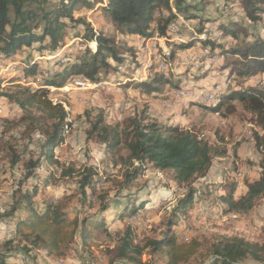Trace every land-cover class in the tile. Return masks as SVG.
<instances>
[{"label":"trees","instance_id":"16d2710c","mask_svg":"<svg viewBox=\"0 0 264 264\" xmlns=\"http://www.w3.org/2000/svg\"><path fill=\"white\" fill-rule=\"evenodd\" d=\"M238 1L247 20L256 21L264 15V0ZM99 5V15L109 20L113 29L121 35L133 34L149 40L155 34L166 39L170 37L166 34L168 24L176 26L183 19H198L199 25L203 26V17L200 15L202 7L186 0H0V57L4 61L16 59L19 52L22 53L25 47H31L34 43H40L36 48L39 51L56 49L64 42V29L69 26L66 20L72 23V27L78 24L85 27L82 38L91 47L86 46L75 60L63 63L60 70L43 76L42 82L36 88L10 84L11 89L3 93L21 111L16 120L4 119V123L10 122L13 127L22 130L20 138L30 139L34 134L39 137V154L36 157L30 155L23 161V154L11 143L6 145L3 149L4 155H1L11 168L21 164L22 172L18 180L19 186L15 190L18 194L14 195L7 207L0 210V220L11 217L20 208L24 211V216L15 223L13 238L7 240L5 246L16 241L19 246L16 249H21L26 254L31 249H41L50 256L60 257L76 238L80 239L82 246L91 247L94 231L101 230L108 235L104 219L69 217L61 201L49 200L45 202L43 210L39 211L34 205V192L22 191L20 188L34 175L42 156L60 168L61 177L76 173L72 164L62 163L52 154V150L63 143L71 122L68 121L65 106L49 98V88H60L69 78L78 76L88 82L100 81L101 71L106 74L116 68L109 60L120 62L126 53L134 54L132 47L126 42H119L114 34L94 30L84 18L73 16L80 8L95 10ZM202 26L197 27L196 31L200 32ZM217 27L224 35L235 39V43L226 45L193 37L177 43L171 53L174 54L178 49H188L196 41H201L202 48L213 47L210 54L214 48L219 49V67L221 71L227 70L226 78L249 79L258 73H264V37L247 33L245 26L234 20L219 21ZM76 36L78 33L74 37ZM21 65L25 76L35 75L37 66L34 60L25 59ZM1 82L2 77L0 84ZM179 83V78L154 73L149 80H133L123 85L151 94L161 93L166 87L177 88ZM232 101L240 103L243 110L251 115L255 125L264 127V87L259 84L223 90L216 103L200 106L208 112L218 113L226 106L228 112L232 113L235 108L233 104H229ZM84 116L88 124L85 130L86 141L95 140L104 144L110 162L114 166L120 165V178L112 175L107 178L117 183L116 192L128 188L135 179L143 175L147 165L169 172L171 179L186 189L184 195L170 209L166 229L160 239L148 240L144 245H139L134 241L130 224L116 232L115 260L143 264V250L149 248L150 253L159 252L165 255L164 264H187L198 253L201 244L196 239L178 242L172 227L178 220L186 217L188 208L196 199L211 196L212 185L217 184L214 186V197L220 198L218 203H224L225 211L229 213H248L264 198V138L256 133H253V137L261 154L258 161L259 175L255 180H245L244 193L235 199L237 179L234 178L199 187L193 186L196 180L207 175L214 159L223 158L227 154V145L223 139L219 138L218 143H213L201 138L191 128L160 123L149 115L145 105L120 123H107L103 109H98L93 115L86 110ZM96 174L92 166L84 168L79 174L81 176L78 184L83 204L90 196L87 190L97 194L93 185ZM107 194L99 196V212H105L109 208ZM141 207L143 205L137 206L134 202L124 211L132 213ZM210 257L207 264H245L247 259L256 264H264V242L248 241L242 237L220 239L211 244ZM5 258V252L0 251V264H5Z\"/></svg>","mask_w":264,"mask_h":264},{"label":"rangeland","instance_id":"374dc122","mask_svg":"<svg viewBox=\"0 0 264 264\" xmlns=\"http://www.w3.org/2000/svg\"><path fill=\"white\" fill-rule=\"evenodd\" d=\"M187 1L202 7L200 15L203 17V26L199 25L198 19L188 23V27L178 23L171 33H168L170 37L163 38L165 43L155 42L154 47L149 50L150 53L146 51L144 56L126 53L120 62L109 60L116 68L109 70L106 74L101 71V80L97 81L98 87L93 85L81 87V84H72L77 80V77H72L60 88H49V98L65 106L68 111V121L71 122L62 145L54 148V153L61 162L72 164L76 173L61 177L60 168L53 164H46L43 159L42 167H39L40 171L26 180L20 188L22 191L29 192L35 189L36 193L33 197L34 200L36 199L38 210L43 208V204L49 200L61 201L69 217L104 219L108 235L101 230L94 231L91 247L82 246L80 239L76 238L60 257L50 256L44 250L38 249H31L26 254L23 250L16 249L19 247L16 241L5 246V242L14 236L15 223L21 217L19 214L23 212L20 210L11 218L0 221V251L5 252L6 258L10 257L6 264H131L114 258L117 248V240L114 236L116 232L121 231L126 224H130L134 232V241L139 245H144L148 240H158L163 236L170 209L184 195L186 189L178 186L171 179L169 172L147 165L143 175L135 179L128 188H122L116 192L117 183L107 178H111V175L120 178L118 173L120 165L114 166L110 162L104 144L95 140L86 141L85 130L88 127L84 116L86 110L93 115L98 109H103L107 123H120L145 105L149 108V115L160 123L179 124L184 128H191L201 138L213 143L219 142V138L223 139L227 145V154L223 158L214 159L208 174L196 180L193 183L194 187L221 180L229 181L232 178L237 179V183L241 181L244 185L245 180L251 181L258 177V161L261 154L255 145L253 133L264 138V127L255 125L251 115L245 112L237 101L229 103L235 107L232 113L228 112L226 106H223L219 113L208 112L196 101L201 104H214L223 90L255 84L264 87V73H258L249 79L226 78L227 70L221 71L220 63H217L213 68V64L210 66L214 70L212 78L204 75L206 78L201 79L203 84L193 82L194 85H190L192 83L188 81H195L200 77L197 75L199 68L194 67V60L188 61L190 56L177 55V51L182 49H178L174 54L171 51L177 43L193 37L213 42L219 40L218 42L222 44L233 45L235 39L217 29L219 21L241 22L247 33L264 37V15L256 21L247 20L238 0ZM92 9L80 8V11H75L73 16L84 18L94 30L114 34L121 43L125 42L123 38L134 36L118 34L110 21L99 15L100 5L96 6L95 10ZM66 22L69 26L64 29V42L56 49L39 51L36 48L40 46V43H34L31 47H25L22 53L19 52L16 59L4 61L5 59L0 57V77L3 78L0 84V210L7 207L17 193L15 190L19 186L18 180L22 172L21 164L11 168L7 161L1 158V155H4L3 149L8 143L14 144L23 154V161L30 155L36 157L39 154L37 135L34 134L30 139L20 138L22 130L13 127L10 122L4 123V119L16 120L21 115V111L19 106L3 93L11 89L10 84L36 88L42 82L43 76L55 73L61 69L63 63L73 61L83 53L88 46L82 38L85 27L82 24L72 27V23L67 20ZM201 26L202 30L196 31L197 27ZM212 30L217 33H212ZM77 33L78 36L74 37ZM139 46L144 44L141 42ZM148 54L152 62L151 69L146 70L147 77L140 81L149 80L154 73H163L172 78H179L180 82L183 81L182 84L177 88L166 87L161 93L151 94L142 93L132 86H124L123 83L133 81L130 78L131 75L136 76L134 71L140 66L141 60H147ZM201 54L207 56L210 61L219 60L217 49H214L212 54L209 51H202ZM25 59L36 62L34 76L24 75L21 62ZM159 63H165L168 66L160 69ZM8 64L13 65L8 67ZM200 75L203 76V73ZM68 86L70 88L64 89ZM206 93H214L215 99L202 98L201 94ZM189 100H193L194 105L183 109L181 104L185 102L189 104ZM88 166H92L97 172L93 178V185L99 195L87 190L90 196L83 204L78 180L81 176L79 174ZM216 185L210 188L211 196L203 197L201 200L196 199L188 208L186 217L178 220L172 227L178 242L196 239L201 244L198 253L191 257L187 264H207L211 259V244L220 239L242 237L248 241L264 242V198L260 199L248 213H229L225 211L226 206L223 202V205L218 203L220 198L214 197ZM106 194L109 208L105 212H99V196ZM235 195L236 192L234 197ZM134 202L137 206L143 205V207L136 208V211L132 213L125 212L124 209ZM141 258L143 264H164L166 260L164 254L150 253L149 248L143 250ZM244 263L256 264L250 259L245 260Z\"/></svg>","mask_w":264,"mask_h":264},{"label":"crops","instance_id":"0c3cea01","mask_svg":"<svg viewBox=\"0 0 264 264\" xmlns=\"http://www.w3.org/2000/svg\"><path fill=\"white\" fill-rule=\"evenodd\" d=\"M187 1V0H186ZM188 2V1H187ZM191 3V2H190ZM184 21L182 22L184 25H186L187 27L189 26V24L188 23H190V22H192L193 20H195V19H183ZM218 24V23H217ZM123 39H125V40H123V41H125L129 46H131L132 47V49L133 50H135V51H133V53H135V54H138V56H144L145 55V52L146 51H149V50H151V48L149 49V48H146V46L148 45V44H150L151 42H153V41H150V40H148V38L147 39H144V38H141L140 36H138V35H134L132 38L131 37H125V38H123ZM161 41L162 42H164L165 43V41L164 40H162V39H159L157 42L158 43H161ZM183 41V40H182ZM219 41V40H218ZM143 43L144 44V46H139V44L140 43ZM177 41H175V43H176ZM163 45H165V44H163ZM201 45H203V43L201 42V41H196L195 43H194V45L193 46H191L190 48H188V49H184V50H178V51H180V52H178L177 51V55H180V56H190L189 57V60L188 61H190V60H194V63H193V65H195L194 67L196 68V69H198L199 68V71H198V73H197V75L198 76H200L199 78H197L195 81H193V80H190V81H188V82H190V83H192V84H190V85H194L193 84V82L195 83V84H197V83H199V84H203L202 82H201V79L202 78H206L204 75H208V77L209 76H211V77H209V78H212V76L214 75V70H212V68L213 67H215V65L217 64V63H220L221 62V56H220V54H219V60L218 61H210L209 60V58L207 57V56H204L203 54H201ZM214 49H218V48H214ZM219 50V49H218ZM139 51V52H138ZM143 52H144V54H143ZM149 53H150V51H149ZM143 54V55H142ZM142 62H140V66L138 67V69H136L134 72V74L136 75V76H133V75H131V79L132 80H144L146 77H147V73L148 72H146V70H150L151 69V63L152 62H150V54H148V57H147V60H145V59H143V60H141ZM139 63V62H138ZM142 63V64H141ZM213 64V65H212ZM212 65V68L210 67ZM200 72V73H199ZM201 73H203V76L202 75H200ZM203 80V79H202ZM183 82V81H182ZM182 82H180V84L179 85H181L182 84ZM187 87H190V86H187ZM193 100H189V104H187L186 102L183 104H181V106L183 107V109H186V108H188L189 106H191V105H194V103L195 102H192ZM196 102H198V104L200 105L201 103L199 102V101H196ZM203 104H208V103H203ZM149 109V108H148ZM188 110V109H187ZM169 124H172V123H169ZM62 145V144H61ZM60 146V145H59ZM56 148V147H55ZM52 154L54 155V157L56 158V159H58L60 162H61V160H60V158H57L56 157V154L54 153V149L52 150ZM44 159V161L46 162V164H51L49 161H47L45 158H44V156H42L41 157V162H42V160ZM63 163V162H62ZM39 167H42L41 166V163H40V165H39ZM39 167L35 170V172H34V175L37 173V172H39L40 171V169H39ZM208 174V173H207ZM34 175H32L31 177H33ZM31 177H29V178H31ZM28 178V179H29ZM27 179V180H28ZM222 181V180H221ZM241 184V186H239V187H237V190H236V195H235V199L236 198H238L241 194H243L244 193V191H245V185H243V183H240ZM31 191H33L34 193H36V191H35V189L34 190H31ZM37 196H38V194H37ZM33 201H34V205H35V208L38 210V208H37V206H36V199L34 200V197H33ZM52 201V200H51ZM45 204V203H44ZM44 204H43V208H44ZM42 205V204H41ZM43 208H40L39 210H43ZM23 211V208H20V209H18L17 211H15V213L12 215V216H14L15 214H17L18 213V211ZM21 217H19L18 218V220L19 219H21L23 216H24V211L22 212V214H19ZM9 218H11V217H9ZM2 220H4V219H2ZM2 220H0V221H2ZM38 250H41V249H38ZM8 258H10V257H7L6 258V260H5V264H6V261L8 260ZM9 261V260H8Z\"/></svg>","mask_w":264,"mask_h":264},{"label":"built area","instance_id":"2783aa9c","mask_svg":"<svg viewBox=\"0 0 264 264\" xmlns=\"http://www.w3.org/2000/svg\"><path fill=\"white\" fill-rule=\"evenodd\" d=\"M183 21H178V23H182ZM167 33H171V29H170V23L168 24V28H167V31H166V34ZM212 33H217V31H213L212 30ZM163 38H165V37H158V36H154V37H151L149 40L150 41H153V42H151L150 44H148L147 46H146V48H152V47H154V45H155V42H157L159 39H162L163 40ZM165 41V40H164ZM75 44V43H74ZM75 46H77L76 44H75ZM211 48H213L212 46L211 47H208V48H201V52L202 51H211ZM11 65H13V64H8V67H10ZM168 65L167 64H165V63H159V68L160 69H162V68H166ZM13 68H14V66H13ZM83 83H87V82H85L84 81V79L82 78V77H77V80H75L72 84H83ZM91 85H93V86H96V87H98V85L97 84H91ZM68 88H70V86H68V87H65L64 89H68ZM213 95H214V93H206V94H201V97L202 98H209L210 100H211V98H213ZM201 101V100H200ZM241 183V181L239 182V183H237V187H239V185H241L240 184Z\"/></svg>","mask_w":264,"mask_h":264},{"label":"bare ground","instance_id":"6f19581e","mask_svg":"<svg viewBox=\"0 0 264 264\" xmlns=\"http://www.w3.org/2000/svg\"><path fill=\"white\" fill-rule=\"evenodd\" d=\"M175 25L174 24H172L171 26H170V29L172 30L173 29V27H174ZM73 45V44H72ZM205 53V52H204ZM214 57V56H213ZM216 60V59H215ZM15 65V64H14ZM83 78V77H82ZM84 79V78H83ZM84 81L85 82H87V83H83V84H81V87L84 85V86H87V87H90V85L91 84H98V82H88V81H86L85 79H84ZM103 85V84H102ZM85 88V87H84ZM217 97V96H216ZM213 98H214V95H213ZM213 98H211V100H213ZM215 99V98H214ZM215 102V101H214ZM213 103V102H212ZM236 190H237V185H236ZM236 190H235V192H236ZM217 191H215V193H216ZM219 192V191H218ZM235 192H234V194H235Z\"/></svg>","mask_w":264,"mask_h":264}]
</instances>
